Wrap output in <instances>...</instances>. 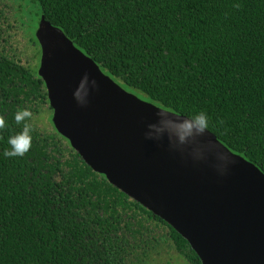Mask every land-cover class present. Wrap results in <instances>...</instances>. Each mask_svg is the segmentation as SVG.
Wrapping results in <instances>:
<instances>
[{
    "label": "trees",
    "instance_id": "obj_1",
    "mask_svg": "<svg viewBox=\"0 0 264 264\" xmlns=\"http://www.w3.org/2000/svg\"><path fill=\"white\" fill-rule=\"evenodd\" d=\"M34 1L39 23L44 16L61 29L124 90L195 123L204 114L201 127L264 174V0ZM11 38L1 27L0 43ZM42 105L54 115L36 67L0 50V264H151L167 251L202 264L187 240L94 172L55 126L38 131ZM23 110L31 115L18 124ZM25 126L30 150L5 156Z\"/></svg>",
    "mask_w": 264,
    "mask_h": 264
},
{
    "label": "water",
    "instance_id": "obj_2",
    "mask_svg": "<svg viewBox=\"0 0 264 264\" xmlns=\"http://www.w3.org/2000/svg\"><path fill=\"white\" fill-rule=\"evenodd\" d=\"M53 124L83 161L175 229L202 264H264V174L186 116L124 90L45 17Z\"/></svg>",
    "mask_w": 264,
    "mask_h": 264
},
{
    "label": "rangeland",
    "instance_id": "obj_3",
    "mask_svg": "<svg viewBox=\"0 0 264 264\" xmlns=\"http://www.w3.org/2000/svg\"><path fill=\"white\" fill-rule=\"evenodd\" d=\"M3 3V9L7 11V18L3 19V25H1V27L6 31H9L12 38L10 39V44L1 42L0 50L17 56L18 59L23 61V63L28 65L31 64L33 68L36 67V71L38 72L42 54L40 49L39 51L36 50L39 47L36 46L34 39H36V31L39 27L38 25L40 24L39 19L36 16L41 13L40 6L35 3L34 0H18L17 2H15V0H5ZM20 5L22 6L24 14H26L29 18V22L26 24V29L22 24V20H24V18H20ZM29 41L33 47L30 45ZM36 55L37 58L35 57ZM127 90L130 93L137 95L140 99L149 102L146 97L136 91ZM33 124L37 127L38 131H41L42 133L50 134L53 132V112H50L48 105L41 106V112L39 115L35 116ZM168 263L187 264L178 257L177 253L170 251H167L162 257H157L151 264Z\"/></svg>",
    "mask_w": 264,
    "mask_h": 264
},
{
    "label": "clouds",
    "instance_id": "obj_4",
    "mask_svg": "<svg viewBox=\"0 0 264 264\" xmlns=\"http://www.w3.org/2000/svg\"><path fill=\"white\" fill-rule=\"evenodd\" d=\"M30 112L28 110H23L16 114V122L19 124L24 121L26 118L30 117ZM195 121L198 125L203 126L207 122V117L204 114H199ZM5 126V121L0 118V128ZM12 145L11 151H6L5 156H23L31 148V136L27 126H25V131L18 136L11 137L8 141Z\"/></svg>",
    "mask_w": 264,
    "mask_h": 264
}]
</instances>
